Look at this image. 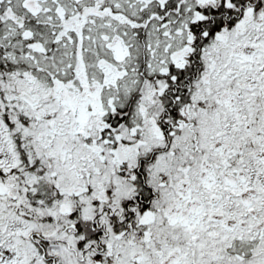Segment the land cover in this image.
<instances>
[{"label":"snow or ice","instance_id":"snow-or-ice-1","mask_svg":"<svg viewBox=\"0 0 264 264\" xmlns=\"http://www.w3.org/2000/svg\"><path fill=\"white\" fill-rule=\"evenodd\" d=\"M0 264H264V0H0Z\"/></svg>","mask_w":264,"mask_h":264}]
</instances>
